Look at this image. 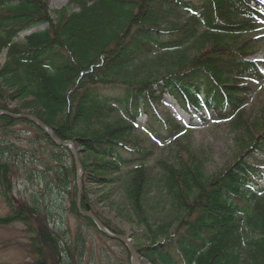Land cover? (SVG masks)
Here are the masks:
<instances>
[{
  "label": "trees",
  "instance_id": "16d2710c",
  "mask_svg": "<svg viewBox=\"0 0 264 264\" xmlns=\"http://www.w3.org/2000/svg\"><path fill=\"white\" fill-rule=\"evenodd\" d=\"M263 21L264 0H69L55 17L48 0H0V110L32 114L72 141L82 164V208L125 234L94 209L87 187L118 186L104 196L141 231L135 246L148 263L264 264V159L255 156L264 154V112L242 117L253 85L264 79V59L251 58L248 37ZM166 96L190 120L236 116L246 151L208 174L206 156L177 140L187 127L158 111ZM143 114L157 140L176 142L155 165ZM22 133L31 134L28 146ZM21 176L40 180L44 190L17 197ZM54 190L68 196L80 223L75 235L54 223L47 200ZM0 197L8 208L0 225L23 224L34 264H83V224L108 236L79 212L72 151L8 113L0 114ZM108 237L131 258L122 241Z\"/></svg>",
  "mask_w": 264,
  "mask_h": 264
},
{
  "label": "rangeland",
  "instance_id": "374dc122",
  "mask_svg": "<svg viewBox=\"0 0 264 264\" xmlns=\"http://www.w3.org/2000/svg\"><path fill=\"white\" fill-rule=\"evenodd\" d=\"M68 3L69 0H48L52 16L55 17L56 11L67 7ZM46 27L47 24H43L36 28L23 31L17 37V40L23 41L25 36L31 32L42 30ZM248 37L254 40V54H252L251 58L264 59V21L261 23L260 28L249 33ZM5 59L6 51L4 50L0 55V65L4 63ZM158 111L161 114H167V112H170L187 127L185 132L180 135L177 140L182 141V145L194 146L196 150L201 151V153L206 156V171L208 174L212 175L225 169L246 151V148L240 145L237 139L238 134L234 129L237 120L236 116L231 119H215L212 113H205L209 119L208 121H204L199 117L190 120L189 114L183 111L179 104H177V102L170 96L164 97L162 103L159 105ZM261 111L264 112V79L253 85V91L249 95V102L243 111L244 113L242 114V117L245 119L251 115L255 116ZM147 120V115L143 114L140 119L142 124L141 132L147 138L148 144L154 146V156L150 159L149 164L155 165L158 160L169 156L170 145L175 144L176 142L157 140L153 134L148 132L149 124ZM19 128L23 127L19 126ZM30 135L31 134L28 133H22L21 135L25 146H28L27 140ZM173 155L174 152H172V156ZM255 156L264 159V154L256 153ZM38 157L39 155H37L36 159ZM27 159H29V157H27ZM71 160L72 158H67V162L70 163ZM22 174L23 171L20 172V175ZM22 176L15 180L14 193L17 197L22 195L27 199L30 197L32 191L38 189L44 190V184L41 183L40 180L36 179L34 183H28V181L22 178ZM73 178L74 176L72 177V180ZM259 180L261 187L264 188V178ZM87 187L89 197L95 202L94 209L112 224H118L121 226L125 231L124 235L132 240L136 239V235L141 231H139L137 226L133 229L131 224L122 220L118 215V210L112 207L111 200L107 198L108 195L112 194V190H116L118 186H104L96 182L89 184ZM105 193H108V195L104 196ZM100 195L104 199L98 201L97 198H99ZM155 199H157V197H155ZM47 200L54 205V223L59 226L62 225L68 227L69 233L75 235L80 223L76 216L69 211L68 196L63 193L59 194L58 191L54 190ZM7 212L8 208L6 203L0 197V216H4ZM82 229L84 234L87 231L89 232L88 235H85L86 252L83 257V264H124L125 258L131 264L133 263L132 254L131 258H129L126 248L121 246L117 241L110 239L108 236L98 233L95 230H90L85 224H83ZM27 240L28 234L26 233L23 224L20 223L8 226L0 225V264H34V258L30 255L27 249ZM142 264L150 263L143 261Z\"/></svg>",
  "mask_w": 264,
  "mask_h": 264
},
{
  "label": "water",
  "instance_id": "95a60500",
  "mask_svg": "<svg viewBox=\"0 0 264 264\" xmlns=\"http://www.w3.org/2000/svg\"><path fill=\"white\" fill-rule=\"evenodd\" d=\"M3 113H8L10 114L12 117L14 118H25V119H30L32 121H34L37 125H39L42 129H44L50 136L51 138L59 145H63L66 146L67 148H69L72 151V154L74 156L76 165H77V170H78V176H77V185H78V202H77V206L79 209V212L82 215L88 216L91 219H93V221L95 222V224L97 225V227L99 228V230L103 233H105L106 235L118 239L120 241H122L124 244H126V246L129 248L131 254H132V259H133V263L132 264H142V261H145L144 259L141 258V255L138 253L136 246H135V241L132 240L131 238H129L128 236L124 235V234H116L111 232L106 226L105 224L101 221V219L99 217H97L91 210H84L82 208L81 205V172H82V164L80 162L79 159V153H78V149L76 147V145L70 141V140H60L58 139L53 132L51 131V129L40 119H38L36 116L32 115V114H16V113H9V112H4L2 110H0V114Z\"/></svg>",
  "mask_w": 264,
  "mask_h": 264
}]
</instances>
